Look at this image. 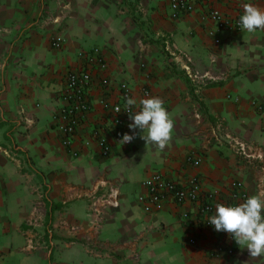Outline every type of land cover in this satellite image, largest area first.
Here are the masks:
<instances>
[{"label":"crops","instance_id":"0c3cea01","mask_svg":"<svg viewBox=\"0 0 264 264\" xmlns=\"http://www.w3.org/2000/svg\"><path fill=\"white\" fill-rule=\"evenodd\" d=\"M193 2L173 17L170 0H0V264H264L227 234L234 252L215 253L218 232L182 220L195 215L191 204L146 212L139 201L155 171L182 182L197 176L226 199L234 180L250 195L264 192V30L215 33L209 18L218 8L234 20L244 3L264 10V1ZM96 47L111 102L121 101L122 84L137 101L163 100L174 124L163 151L139 135L119 143L132 121L125 117L117 136L96 75L91 110L63 144L56 114L66 75L87 69L79 54ZM96 128L111 143L108 156ZM189 153L203 162L187 163ZM105 195L112 204L93 206Z\"/></svg>","mask_w":264,"mask_h":264},{"label":"built area","instance_id":"2783aa9c","mask_svg":"<svg viewBox=\"0 0 264 264\" xmlns=\"http://www.w3.org/2000/svg\"><path fill=\"white\" fill-rule=\"evenodd\" d=\"M170 7L172 16L177 17L179 14L191 13L194 10V2L193 0H170ZM240 17L230 20L218 8H212L209 11V18L215 23V33L228 28H233L237 31L241 30ZM219 41L218 38L215 39V42L218 43ZM62 43L63 40L60 36L52 39V45L55 48L61 47ZM79 55L86 59L88 68L84 70H70L67 73L66 84L61 92L62 105L56 114V128L63 134V144L67 147L72 144V137L76 133L78 126L83 121L85 115L91 110L89 90L93 85L95 75L99 77L102 89L105 92L102 98L103 106L109 108L114 114L112 118L117 136H122L124 127L126 126L125 117H129L125 104L126 97H131V93L126 84L121 85V101H110L108 93L111 87V79L103 75L108 65L103 51L96 47L91 51H82ZM145 94L148 96L149 91L145 90ZM253 105L258 109H262V106L256 101L253 102ZM117 109L120 112H117ZM93 136L96 138L102 154L108 156L112 150V146L106 135L96 128L93 130ZM236 150L238 154L248 155L242 146H239ZM248 156L250 158L254 157L252 154ZM186 162L199 166L203 162V156L189 153L186 156ZM143 185L146 192L139 197V201L146 212L160 211L168 202H172L177 206L191 204L196 209L195 215L191 210L185 211L182 213V220L187 226L196 224L199 228L203 229L212 228L215 230L214 226L208 222V218L215 214V205L217 203L234 206L251 196L244 190V183L240 180L232 181L229 188L230 197L226 199L220 191L205 190L202 186V181L197 176L189 177L182 182L171 179L159 171H155L147 177ZM101 199L104 204L113 203L105 195L93 201V206L97 207ZM222 234H227L232 238L226 232H218V236L214 241L215 253L228 252L232 254L234 250L224 245L221 238ZM197 240V237L192 236L188 239V243L195 245L197 244Z\"/></svg>","mask_w":264,"mask_h":264},{"label":"clouds","instance_id":"9594fccd","mask_svg":"<svg viewBox=\"0 0 264 264\" xmlns=\"http://www.w3.org/2000/svg\"><path fill=\"white\" fill-rule=\"evenodd\" d=\"M242 7L241 30L249 33L264 30V10L251 3H244ZM163 103L159 97L139 101L126 97L125 108L132 121L128 127L132 134H123L119 143H130L139 135L146 145L163 151L172 140L174 128ZM136 129L141 132L137 133ZM208 222L216 231L228 233L242 249L246 248L251 258L264 256V192L251 195L234 206L217 203L215 214L208 218Z\"/></svg>","mask_w":264,"mask_h":264},{"label":"trees","instance_id":"16d2710c","mask_svg":"<svg viewBox=\"0 0 264 264\" xmlns=\"http://www.w3.org/2000/svg\"><path fill=\"white\" fill-rule=\"evenodd\" d=\"M186 79H187L188 82H189L190 90H192L193 88H192V84H191V79H190V77H189L188 75H186Z\"/></svg>","mask_w":264,"mask_h":264}]
</instances>
